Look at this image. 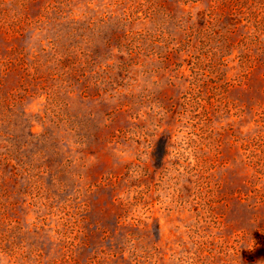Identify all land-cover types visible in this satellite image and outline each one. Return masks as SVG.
<instances>
[{"label": "rangeland", "instance_id": "1", "mask_svg": "<svg viewBox=\"0 0 264 264\" xmlns=\"http://www.w3.org/2000/svg\"><path fill=\"white\" fill-rule=\"evenodd\" d=\"M0 264H264V0H0Z\"/></svg>", "mask_w": 264, "mask_h": 264}]
</instances>
